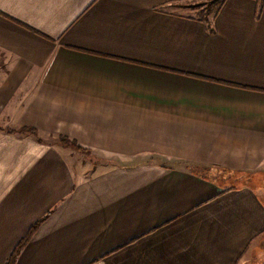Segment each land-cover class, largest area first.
I'll use <instances>...</instances> for the list:
<instances>
[{"label":"crops","instance_id":"obj_1","mask_svg":"<svg viewBox=\"0 0 264 264\" xmlns=\"http://www.w3.org/2000/svg\"><path fill=\"white\" fill-rule=\"evenodd\" d=\"M187 1L0 0V264H264V0Z\"/></svg>","mask_w":264,"mask_h":264},{"label":"rangeland","instance_id":"obj_2","mask_svg":"<svg viewBox=\"0 0 264 264\" xmlns=\"http://www.w3.org/2000/svg\"><path fill=\"white\" fill-rule=\"evenodd\" d=\"M220 1L221 0H191L179 4L178 7H180L181 10L187 14L199 16L202 18H211L214 11L218 8ZM3 127L4 125L0 124V132L4 130ZM60 143L64 146L76 148L75 143L66 138L60 139ZM79 163L87 165L89 170H91V168H93L94 170H104L112 165H117V163L121 162L117 158L92 156L90 153L85 151L79 158ZM232 178L235 179V177H229V180L233 181ZM228 182V180L225 181V183Z\"/></svg>","mask_w":264,"mask_h":264},{"label":"trees","instance_id":"obj_3","mask_svg":"<svg viewBox=\"0 0 264 264\" xmlns=\"http://www.w3.org/2000/svg\"><path fill=\"white\" fill-rule=\"evenodd\" d=\"M221 2H222V0L220 1V4H221ZM220 4H219V6H220ZM219 6H218V8H219ZM218 8L214 11L213 15L216 13V11L218 10ZM208 19H209L208 17L205 18V20H207V21H208ZM24 130H26V128H24ZM42 221L43 220L39 221L33 227L30 228V230L25 235V237L17 245V247L15 248L12 256L10 257V259L8 260V262L6 264H16V261H17L19 255L21 254L22 250L27 245V243L31 240V238L33 237V235L36 233V231H37L38 227L40 226V224L42 223Z\"/></svg>","mask_w":264,"mask_h":264}]
</instances>
